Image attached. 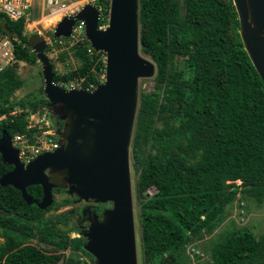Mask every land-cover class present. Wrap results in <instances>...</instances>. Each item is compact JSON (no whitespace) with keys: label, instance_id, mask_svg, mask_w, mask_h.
<instances>
[{"label":"trees","instance_id":"16d2710c","mask_svg":"<svg viewBox=\"0 0 264 264\" xmlns=\"http://www.w3.org/2000/svg\"><path fill=\"white\" fill-rule=\"evenodd\" d=\"M108 1H93L98 27L106 25ZM137 21L138 50L155 66L153 90L138 99L128 148L139 199L141 264L163 256L173 264L172 255L191 237L212 231L236 195L264 200V90L242 50L231 0H137ZM22 31L21 21L0 17V32L19 38L16 62L31 65L35 55L24 46ZM71 48L79 66L64 74L52 71L54 84L78 80L81 89L94 88L104 76V55L84 39ZM10 69L0 72V95L7 101L0 115L11 111L7 97L21 84ZM46 108L41 97L29 111ZM1 132L10 138L26 133L30 143L35 130L25 131L21 113L1 121ZM9 170L0 162V176ZM26 193L41 198L39 186ZM50 207L25 206L17 190L0 187V264H78L59 262L57 255L28 243L44 229L41 216ZM28 222L36 225L28 228ZM37 243L81 250L92 263L82 250L84 240L48 234ZM209 254L207 264H264V237L232 230Z\"/></svg>","mask_w":264,"mask_h":264},{"label":"water","instance_id":"95a60500","mask_svg":"<svg viewBox=\"0 0 264 264\" xmlns=\"http://www.w3.org/2000/svg\"><path fill=\"white\" fill-rule=\"evenodd\" d=\"M231 2L242 50L264 90V0ZM99 17L95 6L84 4L62 17L50 35L53 40L68 39L74 25L82 24L85 42L104 55L103 81L91 91L54 84L44 39L36 34L26 38L24 46L40 64L46 117L57 107L53 116L62 126L54 131L57 147L26 165L19 161L10 137L1 132L0 162L11 170L0 176V187L17 190L25 206L38 210L51 206L53 190H63L78 202L110 204L99 216L84 206L75 217L77 227L86 226L78 234L84 240L82 250L91 256L92 264H137L128 148L138 81L152 78L155 66L138 50L137 0H109L107 27H98ZM31 186L40 187L39 201L27 195Z\"/></svg>","mask_w":264,"mask_h":264},{"label":"rangeland","instance_id":"374dc122","mask_svg":"<svg viewBox=\"0 0 264 264\" xmlns=\"http://www.w3.org/2000/svg\"><path fill=\"white\" fill-rule=\"evenodd\" d=\"M76 2L74 9L79 10L84 4L93 5L94 0H73ZM94 6V5H93ZM75 10V11H76ZM74 11V12H75ZM183 13V8L180 7V14ZM54 16L52 17L55 18ZM51 18L47 21H42L38 25L32 27L23 26V36L27 38L30 35L36 34L41 36L45 41L44 55L46 56L49 64L51 65L52 71L57 74H64L69 71L76 69L79 66V62L73 55L72 45L83 39L82 28L75 27V32L71 38L67 40L57 41L58 39H52L51 33L54 29V24H48ZM60 20V19H59ZM58 20V21H59ZM107 20V17H106ZM57 21V22H58ZM105 27V26H103ZM140 53V52H139ZM140 55L154 64V62L147 55ZM104 61V57H100V60ZM180 58H177L179 60ZM10 73L12 72L17 78V82L21 84L14 89H11L7 100L13 107L11 111L15 114L29 112V106L34 104L39 98L43 97L42 87L43 82L41 78L40 64L35 61L34 64H26L23 61H18L13 67H11ZM155 75V74H154ZM102 76V81H103ZM153 78L142 79L138 81L137 85V101L140 95L150 93L153 90ZM61 88L67 89L70 86H79L78 80H70L67 84H57ZM8 87V86H7ZM10 89V88H8ZM6 102L4 97L0 95V107H5ZM40 105V104H39ZM37 110V109H36ZM39 111V115H44V110ZM35 111V112H37ZM156 128H160L161 124L156 123ZM48 128L52 130L51 125ZM133 129V128H132ZM129 177H130V190L132 198V210H133V223H134V237H135V251L137 264H141V247H140V231L138 224V198L136 194V174L133 171L132 163L129 158ZM153 194V191H147L145 196L149 197ZM53 203L49 210L43 213L41 216L42 225L44 229H41L38 233L37 238H32L28 241L29 244L38 246L44 252L57 255L58 261L63 262L67 259L76 260L79 264V258H86L90 261L85 253L81 250H69L67 248L64 251L59 250L55 246L49 243L39 244L38 239L45 238L48 234H58L68 236L70 239H74L83 243V239H78L80 236L77 234L75 229H72L73 222L72 216L68 215L70 210H73L75 206L71 202L65 192H53L52 193ZM109 208V204H101V208ZM66 222V226H63L62 222ZM36 225V222H28L26 226L29 228ZM71 228V229H70ZM47 229V230H46ZM249 229L253 232L256 237H264V200L256 201L241 195H236L233 201L224 210L223 215L212 231L209 233H201L195 237H191L187 245L179 253L172 255L173 264H207L210 262L209 248L212 245L225 238L226 234L232 230ZM1 242V240H0ZM154 264H171V261L166 259L165 256L156 258Z\"/></svg>","mask_w":264,"mask_h":264},{"label":"built area","instance_id":"2783aa9c","mask_svg":"<svg viewBox=\"0 0 264 264\" xmlns=\"http://www.w3.org/2000/svg\"><path fill=\"white\" fill-rule=\"evenodd\" d=\"M75 5L76 2L73 0H0V17L4 18L7 22L21 21L22 26L32 25L34 27L40 22L47 21L56 15L59 16V19L72 15L76 10V8L74 9ZM75 27L82 28V24L78 23ZM75 27L72 29L71 37L75 32ZM18 44L19 38L17 36L12 33L0 32V72L11 68L16 62L14 49ZM70 87L75 88L73 86ZM75 89L81 88L77 86ZM92 89L89 86L82 90L91 91ZM44 113L45 116L39 115V111L29 112L25 115V131L35 130L30 143L26 133L15 134L10 138L11 145L18 151V159L23 165H26L38 155L50 152L57 147V138L53 130L48 128L49 122L45 111ZM14 115L16 114L13 111L6 114L3 113L0 115V122ZM79 264L92 263L87 261L86 258H79Z\"/></svg>","mask_w":264,"mask_h":264},{"label":"flooded vegetation","instance_id":"af4514ba","mask_svg":"<svg viewBox=\"0 0 264 264\" xmlns=\"http://www.w3.org/2000/svg\"><path fill=\"white\" fill-rule=\"evenodd\" d=\"M54 110H57V107L53 106L51 108V111H50V115L52 117V119H50V125H51V128L53 130V132L56 130V129H61V126H62V122H59V121H56L55 120V116H53V111ZM47 120H49V118L47 117ZM63 191V190H62ZM64 192V191H63ZM71 202L72 204L75 206V208L72 210L73 213L70 215L72 216V222L74 224V220H75V217L79 214L80 212V209L84 206H89L91 207V210H95L96 211V215L99 216L100 212L105 209L103 206H101V208L99 207V205L101 204H97V205H94L91 201H88L87 203H83V202H78L76 201L75 198H71ZM110 205V204H109ZM75 225V224H74ZM81 228L77 227L75 225V228L77 230V234H79L81 232V229H84L86 226L84 224H81L80 226Z\"/></svg>","mask_w":264,"mask_h":264},{"label":"bare ground","instance_id":"6f19581e","mask_svg":"<svg viewBox=\"0 0 264 264\" xmlns=\"http://www.w3.org/2000/svg\"><path fill=\"white\" fill-rule=\"evenodd\" d=\"M59 19V16H57V17H55V18H51V20L50 21H48L47 23L48 24H54L55 22H57V20Z\"/></svg>","mask_w":264,"mask_h":264},{"label":"clouds","instance_id":"9594fccd","mask_svg":"<svg viewBox=\"0 0 264 264\" xmlns=\"http://www.w3.org/2000/svg\"><path fill=\"white\" fill-rule=\"evenodd\" d=\"M77 23H79V22H77ZM75 25H76V24H75ZM75 25H74V27H75ZM105 27H107V24L105 25ZM101 28H103V27H101ZM101 28H100V29H101ZM98 29H99V28H98Z\"/></svg>","mask_w":264,"mask_h":264}]
</instances>
